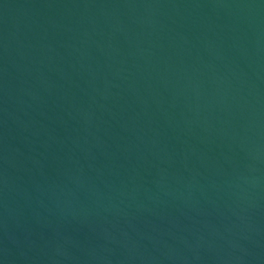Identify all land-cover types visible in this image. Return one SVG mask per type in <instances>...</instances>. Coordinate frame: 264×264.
<instances>
[{
    "label": "water",
    "instance_id": "1",
    "mask_svg": "<svg viewBox=\"0 0 264 264\" xmlns=\"http://www.w3.org/2000/svg\"><path fill=\"white\" fill-rule=\"evenodd\" d=\"M0 264H264V0H0Z\"/></svg>",
    "mask_w": 264,
    "mask_h": 264
}]
</instances>
